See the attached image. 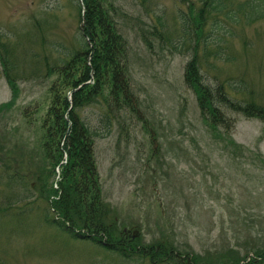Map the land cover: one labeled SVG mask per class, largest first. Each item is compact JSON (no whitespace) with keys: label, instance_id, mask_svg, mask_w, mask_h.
Segmentation results:
<instances>
[{"label":"rangeland","instance_id":"obj_1","mask_svg":"<svg viewBox=\"0 0 264 264\" xmlns=\"http://www.w3.org/2000/svg\"><path fill=\"white\" fill-rule=\"evenodd\" d=\"M211 1L115 0L129 14L140 111L130 117L115 110L110 132L101 122L108 112L101 98L78 113L99 132L101 200L113 207L119 232L132 234L134 252L123 257L52 222L61 178L49 173L46 157L60 149L50 116L61 115V99L71 104L72 95L68 88L54 102L51 88L59 67L87 51L78 0H0V264H233L235 249L242 260L254 245L264 248V122L226 103L231 133L213 127L185 83L187 65L196 61L193 81L203 92L221 87L235 103L264 108V19L246 20L247 0H224L222 12V0ZM103 95L109 99L107 90ZM228 138L245 148H233ZM159 242L176 245L178 257L169 251L152 263L149 251Z\"/></svg>","mask_w":264,"mask_h":264},{"label":"trees","instance_id":"obj_2","mask_svg":"<svg viewBox=\"0 0 264 264\" xmlns=\"http://www.w3.org/2000/svg\"><path fill=\"white\" fill-rule=\"evenodd\" d=\"M78 5L81 11V32L87 51L75 53L69 61L59 67L62 69L58 71V81L51 88L54 102L60 100L59 97L64 90L69 88L72 93L71 104L67 97L61 99L65 111L62 110L61 115L55 111L50 116L51 119H54L57 128L56 134L60 137V149L58 148L56 151L59 155L54 156L55 152H48L52 155H46L52 159L49 168H52L54 172V168L60 165L63 154L68 155L67 164L62 165L60 191L56 194L58 199L52 203L54 215L57 217L52 222L72 237L78 236L74 229H85L92 236L91 240L94 243L103 246L106 250L115 251L123 257H127L132 245L124 240V233L119 232L117 218L113 219L112 217L114 209L112 206L107 207L106 203L101 200L100 189L97 186L94 137L98 136L99 132L93 131L91 126L80 117L78 111L98 105L101 98L103 104L105 103L108 108V112L101 116V122L106 125L105 129L108 132L113 124L112 119L115 118V110L122 109L120 113L125 112L126 116H138L140 101L133 87L134 80L130 71V58H128V36L131 23L128 20L129 14L123 7L116 5L115 0H78ZM224 6L225 3L222 0L220 5L216 4L217 11L222 12ZM243 9L248 21L256 22L264 19V0H247ZM228 14H230L233 23L240 22L239 15L235 11ZM141 31L144 32L143 29ZM144 41L151 48V43L145 37ZM8 51L6 49L4 57L7 63L9 62ZM198 71L196 61L187 65L185 83L194 89L199 98L202 114L210 115L213 127H217L219 124L226 133H231V119L226 117L221 108L226 103L238 115L249 119L256 118L264 122V108L260 106L235 103L222 92L221 87L217 88L216 94L209 91L203 92L198 80L193 81V78H197ZM104 90L108 91L109 99H104ZM118 118H122L119 113L116 119ZM234 125L233 123V127ZM108 132L102 131L107 135ZM229 138L227 142L233 148L237 150L245 148L236 143L234 139ZM256 154L259 155L257 152ZM49 173H51L50 169ZM15 175H18L20 180L23 179L18 171ZM254 246L257 249L252 250L250 255H245L242 260L240 252L232 249L231 251L235 252V255L231 259V263L264 264V248ZM172 248L168 249V244L159 242L149 251L151 261L158 263L169 258V251L170 258H177L175 251H178V247L173 245ZM178 255L181 258L184 256L181 253ZM191 258L192 261H200L199 257Z\"/></svg>","mask_w":264,"mask_h":264}]
</instances>
